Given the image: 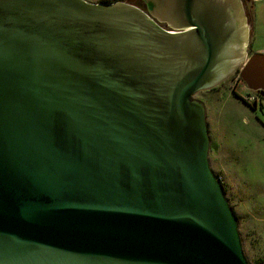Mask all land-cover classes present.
<instances>
[{"label": "water", "instance_id": "obj_1", "mask_svg": "<svg viewBox=\"0 0 264 264\" xmlns=\"http://www.w3.org/2000/svg\"><path fill=\"white\" fill-rule=\"evenodd\" d=\"M141 1L0 0V264H249L195 95L264 52L241 0Z\"/></svg>", "mask_w": 264, "mask_h": 264}, {"label": "rangeland", "instance_id": "obj_2", "mask_svg": "<svg viewBox=\"0 0 264 264\" xmlns=\"http://www.w3.org/2000/svg\"><path fill=\"white\" fill-rule=\"evenodd\" d=\"M85 1H118L147 8L143 3L136 4L135 0L131 3L129 0ZM255 6L258 19L253 52L264 48V35H258L261 28L264 29L263 5ZM252 50L250 48L249 54ZM239 71L240 68L221 86L199 92L195 98L202 101L206 109L210 166L220 178L238 219L244 253L249 264H264V101L258 102L256 107L245 103L250 94L238 76Z\"/></svg>", "mask_w": 264, "mask_h": 264}, {"label": "flooded vegetation", "instance_id": "obj_3", "mask_svg": "<svg viewBox=\"0 0 264 264\" xmlns=\"http://www.w3.org/2000/svg\"><path fill=\"white\" fill-rule=\"evenodd\" d=\"M128 1V0H127ZM255 1H257V0H241V3H242V5H243V7H244V12H245V16H246V19H247V22L250 24V7L252 6V4H254V2ZM128 2H132V0H129ZM135 2H136V4H138V3H143L141 0H135ZM144 4V3H143ZM248 24V25H249ZM163 26H165L168 30H176V29H174V28H172L171 26H169V25H167L166 23H163L162 24ZM252 47H253V35H252V31H251V28L249 29V39H248V45H247V58H249L250 56H252L254 53H256V52H264V48H262V49H259V50H256V51H254L253 52V50H252ZM250 48H251V50H252V52L249 54V50H250ZM242 66H243V64L242 65H240V67H237L236 68V70L232 73V75L235 73V72H237V70L240 68V70H241V68H242ZM232 75H230V76H228L225 80H223L221 83H219L216 87H218V86H221V84H223V83H225L227 80H229V78L232 76ZM239 78H241L240 77V71H239ZM241 80H242V78H241ZM243 81V80H242ZM244 82V81H243ZM244 84L246 85V87H247V89L249 90V94L250 95H252L253 97H254V101H253V103H248L249 105H252V106H254V107H256V105H257V103L258 102H262V101H264V96L263 95H261L259 92H257V91H253V90H251V89H249L248 88V86H247V84L244 82ZM235 85L233 84L232 85V89H233V87H234ZM216 87H214V88H216ZM214 88H212V89H214ZM209 90H211V89H209ZM233 91V90H232ZM259 99V100H258ZM245 102V101H244ZM246 103V102H245Z\"/></svg>", "mask_w": 264, "mask_h": 264}, {"label": "crops", "instance_id": "obj_4", "mask_svg": "<svg viewBox=\"0 0 264 264\" xmlns=\"http://www.w3.org/2000/svg\"><path fill=\"white\" fill-rule=\"evenodd\" d=\"M257 3H260L261 4V6H262V8H263V10H264V0H257V1H255L254 2V4H252V6L250 7V24H249V29L251 28V31H252V35H253V38H256V34H257V26H256V24H257V12H256V10H255V5L257 4ZM262 17H264V15L262 16ZM264 25V23H262V26ZM260 34H258V35H264V34H262V33H264V29L263 28H261V30H260V32H259ZM261 49V48H260Z\"/></svg>", "mask_w": 264, "mask_h": 264}, {"label": "built area", "instance_id": "obj_5", "mask_svg": "<svg viewBox=\"0 0 264 264\" xmlns=\"http://www.w3.org/2000/svg\"><path fill=\"white\" fill-rule=\"evenodd\" d=\"M247 103H253V101H254V97L251 95H248L247 96V98H246V100H245Z\"/></svg>", "mask_w": 264, "mask_h": 264}, {"label": "trees", "instance_id": "obj_6", "mask_svg": "<svg viewBox=\"0 0 264 264\" xmlns=\"http://www.w3.org/2000/svg\"><path fill=\"white\" fill-rule=\"evenodd\" d=\"M104 2V1H103ZM106 2V1H105ZM116 2V1H115ZM109 3V2H108ZM247 103V102H246ZM248 104V103H247ZM249 105V104H248Z\"/></svg>", "mask_w": 264, "mask_h": 264}]
</instances>
